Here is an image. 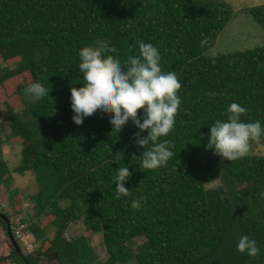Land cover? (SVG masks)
<instances>
[{
    "label": "trees",
    "instance_id": "1",
    "mask_svg": "<svg viewBox=\"0 0 264 264\" xmlns=\"http://www.w3.org/2000/svg\"><path fill=\"white\" fill-rule=\"evenodd\" d=\"M248 11L264 30V3ZM229 20L223 0H0V57L19 58L13 67L0 65V83L27 72L30 83L50 90L23 103L31 118L12 99L5 105L14 134L23 138L15 171L32 172L37 184L27 198L33 212L20 219L27 223L21 235L43 242L44 228L32 219L43 215H52L55 227L37 256L12 247L14 261L42 264L40 256L54 251L61 264H125L132 258L138 264H264V155L224 161L206 148L209 127L227 118L233 102L247 109L242 121L264 126V45L209 53ZM97 40L115 47L111 54L122 62L139 55L140 41L151 43L162 71L174 72L182 84L175 127L161 137L174 145L166 166L140 168L144 149L134 143L139 129L131 119L119 133L109 123L113 114L100 111L74 123L70 89L84 83L79 51ZM257 141L264 135L250 145ZM1 148L0 139V186L8 189ZM118 167L132 173L125 182L130 195L119 199L113 180ZM216 178L221 185L206 188ZM239 179L245 187L239 188ZM17 193L9 190L11 205ZM139 197L147 199L137 210L131 204ZM81 216L87 229L101 231L105 261L97 260L86 236H64L67 224ZM0 225L6 232L1 217ZM242 236L257 242L256 257L237 251ZM136 237L144 242L133 251L128 243Z\"/></svg>",
    "mask_w": 264,
    "mask_h": 264
},
{
    "label": "clouds",
    "instance_id": "2",
    "mask_svg": "<svg viewBox=\"0 0 264 264\" xmlns=\"http://www.w3.org/2000/svg\"><path fill=\"white\" fill-rule=\"evenodd\" d=\"M206 43L207 40L201 41V45ZM116 52L117 49L104 40H97L80 49L78 68L84 83L81 87L72 86L70 89L72 119L75 124L82 125L85 117L97 111L113 114L109 123L117 133L131 119L139 129L133 136L134 143L144 149L139 156L140 168L155 170L166 166L174 156L171 151L174 145L168 140L161 141V137H166L175 127V116L181 103L178 90L182 84L174 72L162 71L159 51L151 43L140 41L139 55L129 56L123 62L111 54ZM24 91L33 102L49 96L50 92L39 82L30 83ZM140 109H143L142 117L138 115ZM246 112L245 107L233 102L226 109L227 118L217 119L209 127L206 148L213 150V154L221 160L243 158L249 153L250 142L264 135V126L259 120H241ZM145 130L147 136H142ZM149 143L151 147H148ZM131 175L128 167L117 168L113 178L117 199L130 195L125 182ZM146 199L139 197L133 200L131 207L139 210L141 201ZM15 241L19 244L16 238ZM237 251L256 257L260 248L254 239L242 236L237 242Z\"/></svg>",
    "mask_w": 264,
    "mask_h": 264
},
{
    "label": "rangeland",
    "instance_id": "3",
    "mask_svg": "<svg viewBox=\"0 0 264 264\" xmlns=\"http://www.w3.org/2000/svg\"><path fill=\"white\" fill-rule=\"evenodd\" d=\"M228 3L230 9V20L226 26L217 34L213 46L209 50L210 54L234 52L237 50H244L247 48H253L264 45V30L260 27V24L256 21L253 15L248 11L252 6L264 3V0H223ZM18 57H13L2 60L0 57V65L13 67L18 61ZM28 73L24 72L20 75H16L0 83V139L2 140V158L4 159L7 171L4 174V178L9 177L8 189L5 185L0 186V211L7 213L10 221L21 222L22 217H26L33 212L32 203L27 201L28 196L33 194L37 190V184L32 172H26L23 175L18 174L15 168L18 165V158H20V151L22 147L23 138L20 135L14 134L9 120L8 109L5 107L8 100L10 103L14 101L18 107V112H24L23 115L30 117V114L26 112L24 104L32 101L30 96L25 94L24 89L30 84V77ZM22 99H20V97ZM24 103V104H23ZM27 117V118H28ZM31 118V117H30ZM249 154L264 155V142L257 141L253 145H250ZM221 185L220 178L206 184V188L213 189ZM239 188L245 187L244 180H238ZM17 188L19 193L16 195L17 202L11 205L8 200L9 190ZM21 196L23 199H21ZM22 200V202L20 201ZM66 204V202H62ZM37 224L44 228V240H34V237L29 233H24L25 241L21 242L19 252L22 255L37 256V247L40 246V250H44L49 240L55 232V227L51 221L52 215H43L41 217L32 218ZM23 223V222H21ZM27 225V223H23ZM27 232H29L27 230ZM78 235L86 236L89 240L90 246L93 248L97 260L103 262L108 258V253L103 245L102 233L99 229H87L82 216L75 221H71L67 224L64 236L66 238H73ZM144 242L143 237L134 238L128 245L133 251H137L138 247ZM6 244V245H5ZM11 241L8 235L0 225V264H19L14 261L13 250ZM11 252L10 256L9 253ZM39 255V254H38ZM16 257V256H15ZM42 264H61L56 257L54 251L46 252L40 256ZM22 263V262H20ZM23 264V263H22ZM125 264H138L135 258H132Z\"/></svg>",
    "mask_w": 264,
    "mask_h": 264
},
{
    "label": "water",
    "instance_id": "4",
    "mask_svg": "<svg viewBox=\"0 0 264 264\" xmlns=\"http://www.w3.org/2000/svg\"><path fill=\"white\" fill-rule=\"evenodd\" d=\"M0 217L3 218L4 221L6 222V232H7V235L9 237L10 241H11L12 247L19 252V246H18L17 242L15 241V238L13 237V234H12V231H11L9 218L1 211H0Z\"/></svg>",
    "mask_w": 264,
    "mask_h": 264
},
{
    "label": "built area",
    "instance_id": "5",
    "mask_svg": "<svg viewBox=\"0 0 264 264\" xmlns=\"http://www.w3.org/2000/svg\"><path fill=\"white\" fill-rule=\"evenodd\" d=\"M24 228H25V225H24L23 223H21V222H19V221H16L15 235H16L17 237H19L23 242H24L25 240H24V236L21 235V232H22V229H24Z\"/></svg>",
    "mask_w": 264,
    "mask_h": 264
},
{
    "label": "flooded vegetation",
    "instance_id": "6",
    "mask_svg": "<svg viewBox=\"0 0 264 264\" xmlns=\"http://www.w3.org/2000/svg\"><path fill=\"white\" fill-rule=\"evenodd\" d=\"M6 216H7V213H5V212H3ZM8 217V216H7ZM11 221H10V219H9V223H10ZM11 226V225H10ZM6 234H7V232H6ZM12 248V247H11Z\"/></svg>",
    "mask_w": 264,
    "mask_h": 264
},
{
    "label": "crops",
    "instance_id": "7",
    "mask_svg": "<svg viewBox=\"0 0 264 264\" xmlns=\"http://www.w3.org/2000/svg\"><path fill=\"white\" fill-rule=\"evenodd\" d=\"M6 245V244H5Z\"/></svg>",
    "mask_w": 264,
    "mask_h": 264
}]
</instances>
